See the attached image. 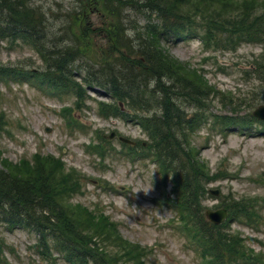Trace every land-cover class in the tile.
I'll return each instance as SVG.
<instances>
[{
    "label": "rangeland",
    "instance_id": "obj_1",
    "mask_svg": "<svg viewBox=\"0 0 264 264\" xmlns=\"http://www.w3.org/2000/svg\"><path fill=\"white\" fill-rule=\"evenodd\" d=\"M80 1L33 0V4L46 13L51 30L60 35V30L66 22L69 23L74 13L72 10ZM179 1L184 9L188 8L189 1ZM237 2L239 7H236ZM243 3L248 5L247 9ZM263 6L264 0H238L228 10L220 5H202L195 12L188 10L191 24L199 31V38L175 40L166 45L174 60L202 74L217 95L204 96L200 107L206 112L204 118L208 119L207 123L192 136L184 138L186 145L198 152L197 158L204 164L206 173L214 177L211 180L204 178L202 186L206 193L199 195L200 206L204 212L206 209L215 212L224 208L221 205L223 199L228 203L240 199L255 201L263 217L260 225L249 228L236 222L227 230L241 233L247 251L262 257L264 130H259L264 128V122L255 119L252 112L259 105H264V39L253 36L249 42L238 37L234 30L249 26L253 20L257 23L259 18L264 19ZM84 9L89 32L94 36L92 43L102 51L106 50V56H113L102 32L104 28L99 30L100 5L91 4L89 7L85 2ZM124 14L127 21L124 27L131 35L134 28L140 30L148 22L157 23L152 15L134 11ZM192 15L197 17L196 20ZM205 33L211 34L215 41L208 42ZM214 42H219L220 46ZM91 60L96 62L100 59L97 56ZM0 63L29 71L40 70L44 66L36 50L22 40L15 44L0 41ZM81 78L76 75L75 81L81 83ZM86 90L79 99L81 107L77 109L72 92L57 95L55 91L44 92L20 79L8 83L0 80V164L1 160L11 163H20L23 159L31 161L35 154L61 160L64 169L70 167L76 170L78 177L84 176L79 193L71 201L89 210L101 211L116 223L123 240L150 250L144 259L146 264H200L199 253L177 226L181 222L180 211L173 207L170 209L163 199L166 194L170 202L177 201L171 176L165 175V179L158 176L156 165L149 158L132 160L120 153L123 145L118 137L127 138L136 146L142 143L145 146L141 148L146 149L149 144H154L148 133L136 121L106 118V111L98 110V105H110L113 100H109L102 89ZM222 92L230 97L222 101L219 95ZM234 102L238 104L234 106ZM153 103L149 108L156 112L158 109ZM181 104L185 113H191L189 104ZM66 106L70 110L65 114L62 112ZM121 109L133 113L124 105ZM223 115L249 119L250 127L228 128L225 136L223 130L214 125L217 118L225 119ZM66 116H71L78 126L68 127ZM112 132L116 136L104 142L103 139ZM180 135L179 132L177 137ZM96 144L100 145L104 155L94 151L98 147ZM191 156L195 160L196 155L192 153ZM215 190L217 194L213 195L211 192ZM0 238L7 244L6 256L0 255V264H48L32 249L35 242L33 233L19 228H0ZM56 264L65 263L61 260Z\"/></svg>",
    "mask_w": 264,
    "mask_h": 264
},
{
    "label": "trees",
    "instance_id": "obj_2",
    "mask_svg": "<svg viewBox=\"0 0 264 264\" xmlns=\"http://www.w3.org/2000/svg\"><path fill=\"white\" fill-rule=\"evenodd\" d=\"M186 1L190 4L184 9L179 0H81L60 36L51 30L46 13L35 7L33 0H0V41L26 42L44 65L40 70L29 71L0 63V80L34 82L57 95L72 92L77 108L81 107L79 99L87 88L104 90L113 103L99 104L98 110H105L107 118L136 121L154 143L142 152L155 160L164 176H171L184 229L197 243L207 264H264V256L244 247L241 233H230L228 225L216 227L203 218L199 195L206 193L204 178L214 177L206 173L198 152L186 145L184 138L207 123L206 112L200 107L204 96L217 95L202 74L174 60L166 49L168 42L199 38V31L191 24L190 10L195 12L202 5H220L228 10L238 0ZM85 2L89 7L100 5L99 30L104 28L102 32L113 56H106V50L92 43L94 36L85 20ZM247 6L243 3L245 9ZM126 11L152 15L157 23L148 22L140 30L134 28L133 35L128 36L124 27ZM234 31L249 42L253 36L264 39V19L259 18L257 23L253 20L249 26ZM208 33V42L215 41ZM218 43L214 42L220 46ZM97 56L99 61L91 60ZM76 75L82 76L81 83L75 81ZM219 95L222 101L230 97L224 92ZM152 101L156 112L149 108ZM183 102L190 105L191 113H185ZM237 104L234 102V106ZM123 105L133 113L123 111ZM223 117V121L217 118L214 123L220 129L247 124L242 117ZM179 132L183 135L177 137ZM30 160H1L0 228L33 233V249L50 264L58 260L65 264H145L148 250L123 240L117 225L105 214L71 201L79 193L82 175L78 177L70 167L64 169L61 160L50 156L35 154ZM221 202L228 211V223H260L254 201ZM5 247L0 238V255Z\"/></svg>",
    "mask_w": 264,
    "mask_h": 264
},
{
    "label": "water",
    "instance_id": "obj_3",
    "mask_svg": "<svg viewBox=\"0 0 264 264\" xmlns=\"http://www.w3.org/2000/svg\"><path fill=\"white\" fill-rule=\"evenodd\" d=\"M254 116H258L264 119V106H259L257 110L253 113ZM206 216L210 219L214 224L220 223L225 218V213L223 211H216V212H206Z\"/></svg>",
    "mask_w": 264,
    "mask_h": 264
},
{
    "label": "bare ground",
    "instance_id": "obj_4",
    "mask_svg": "<svg viewBox=\"0 0 264 264\" xmlns=\"http://www.w3.org/2000/svg\"><path fill=\"white\" fill-rule=\"evenodd\" d=\"M66 26H69V23L68 22H66Z\"/></svg>",
    "mask_w": 264,
    "mask_h": 264
},
{
    "label": "clouds",
    "instance_id": "obj_5",
    "mask_svg": "<svg viewBox=\"0 0 264 264\" xmlns=\"http://www.w3.org/2000/svg\"><path fill=\"white\" fill-rule=\"evenodd\" d=\"M128 34L131 35V32H129Z\"/></svg>",
    "mask_w": 264,
    "mask_h": 264
}]
</instances>
